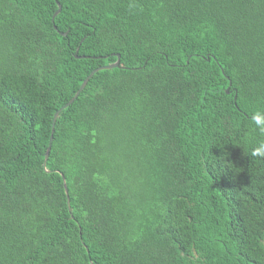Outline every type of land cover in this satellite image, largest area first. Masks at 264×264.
Segmentation results:
<instances>
[{
  "label": "trees",
  "instance_id": "16d2710c",
  "mask_svg": "<svg viewBox=\"0 0 264 264\" xmlns=\"http://www.w3.org/2000/svg\"><path fill=\"white\" fill-rule=\"evenodd\" d=\"M57 1L0 0V264H264V0Z\"/></svg>",
  "mask_w": 264,
  "mask_h": 264
},
{
  "label": "water",
  "instance_id": "95a60500",
  "mask_svg": "<svg viewBox=\"0 0 264 264\" xmlns=\"http://www.w3.org/2000/svg\"><path fill=\"white\" fill-rule=\"evenodd\" d=\"M57 1V0H56ZM57 4H58V9L54 12L53 14V20L55 18V16L60 12L61 8H62V5L59 1H57ZM54 28H56V25H54ZM61 34H65L66 32H60ZM118 58L115 62L113 63H110V64H106V65H102L94 70L91 71V73L83 80V82L81 83V85L79 86L78 90L76 91V93L74 94V96L68 101L66 102L65 104H63L60 108H58L54 115H53V120H52V128H51V135H50V143H49V146L47 148V151H46V154H45V162H44V165L46 166V160L49 156V153H50V150H51V144H52V141H53V136H54V131H55V124H56V120L61 112V110H63L64 108H66L68 105L72 104L74 102V100L78 97V95L80 94V92L84 89V87L86 86L88 80L90 79V77L99 69H110V68H114V67H120L121 64H120V55L117 54ZM227 92H230L229 91V88L226 89ZM236 97V96H235ZM46 171H50L49 169H47L45 167ZM62 177H63V182H64V188H65V191H66V194H67V202H68V206H69V209H71L70 207V199H69V193H68V186L66 184V179H65V176L63 173H61ZM72 216V215H71Z\"/></svg>",
  "mask_w": 264,
  "mask_h": 264
},
{
  "label": "clouds",
  "instance_id": "9594fccd",
  "mask_svg": "<svg viewBox=\"0 0 264 264\" xmlns=\"http://www.w3.org/2000/svg\"><path fill=\"white\" fill-rule=\"evenodd\" d=\"M253 122L258 131L264 134V111L257 110L253 116ZM252 154L254 156H264V142L258 143L253 149Z\"/></svg>",
  "mask_w": 264,
  "mask_h": 264
}]
</instances>
